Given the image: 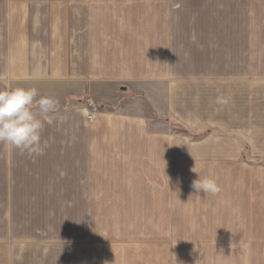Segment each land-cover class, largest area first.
<instances>
[{
    "label": "crops",
    "instance_id": "1",
    "mask_svg": "<svg viewBox=\"0 0 264 264\" xmlns=\"http://www.w3.org/2000/svg\"><path fill=\"white\" fill-rule=\"evenodd\" d=\"M32 2L0 10V91L58 103L42 154L0 172V264L264 257V25L249 0ZM198 176L220 191L197 193Z\"/></svg>",
    "mask_w": 264,
    "mask_h": 264
},
{
    "label": "clouds",
    "instance_id": "2",
    "mask_svg": "<svg viewBox=\"0 0 264 264\" xmlns=\"http://www.w3.org/2000/svg\"><path fill=\"white\" fill-rule=\"evenodd\" d=\"M38 95L36 88L17 87L0 91V143L29 155L42 154L41 131L45 123H52L48 114L57 108L58 102L47 96L37 99ZM34 105L39 116L33 111ZM191 186L197 193L205 195H215L220 191L216 180L209 176H198Z\"/></svg>",
    "mask_w": 264,
    "mask_h": 264
},
{
    "label": "rangeland",
    "instance_id": "3",
    "mask_svg": "<svg viewBox=\"0 0 264 264\" xmlns=\"http://www.w3.org/2000/svg\"><path fill=\"white\" fill-rule=\"evenodd\" d=\"M30 1L31 3H33L32 1H35V3H37L36 0H30ZM7 2H5L4 0H0V10H20V0H8ZM257 6H258V0H249V7L250 10H252L250 13V25H252L254 29L257 24H260L261 26L264 25V17L262 16L261 11L259 10L258 18L257 15H254L256 14L255 10H257ZM6 7H8L9 9H6ZM11 83L12 82H10V85ZM17 87H20V85L12 86V88H17ZM0 152H1L0 157H2V159L0 158V172H20V150L11 149L8 146H3L2 151ZM255 215L264 217V208H259L258 211L255 213ZM251 263L264 264V257L252 256Z\"/></svg>",
    "mask_w": 264,
    "mask_h": 264
}]
</instances>
